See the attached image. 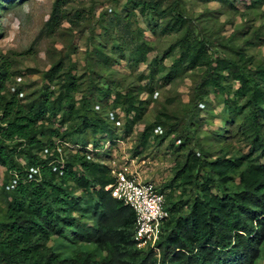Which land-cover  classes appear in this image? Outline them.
Wrapping results in <instances>:
<instances>
[{"label":"rangeland","instance_id":"rangeland-1","mask_svg":"<svg viewBox=\"0 0 264 264\" xmlns=\"http://www.w3.org/2000/svg\"><path fill=\"white\" fill-rule=\"evenodd\" d=\"M262 66L264 0H0V104L17 94L29 105L46 89L55 92L50 103L60 91L80 102L81 113L105 119L122 139L108 150L114 167L127 165L180 213L196 196L221 193L211 161L238 160L225 179L228 191L242 189L241 171L264 162L247 118L252 88H264ZM71 75L79 83L74 93L62 83ZM129 105L134 111H126ZM156 121L161 133L147 140ZM109 138L95 133L85 140L100 147ZM93 171L101 183L113 177ZM12 180L0 164V222L14 197L6 187H15ZM69 186L83 196L81 186ZM72 230L52 233L47 247L64 256L73 248L92 251ZM260 251L257 264H264V245Z\"/></svg>","mask_w":264,"mask_h":264},{"label":"trees","instance_id":"trees-1","mask_svg":"<svg viewBox=\"0 0 264 264\" xmlns=\"http://www.w3.org/2000/svg\"><path fill=\"white\" fill-rule=\"evenodd\" d=\"M52 71L46 74L48 81ZM258 71L264 78V66ZM70 77L62 82L66 90L79 91L77 79ZM252 89L247 118L264 157V136L259 137L262 113L256 99L264 88ZM49 93L55 94L46 89L43 99L29 105L20 103L17 94L0 104V164L11 176L17 175L14 189H9L14 197L6 206V219L0 222V264H257L264 245V162L241 171L242 189L228 191L225 179L238 167V160L211 161V170L220 176L221 193L196 196L185 213L174 202L166 205L169 216L156 244L158 252L139 248L133 239L134 211L105 189L112 178L101 183L94 176V169L110 173L107 165L75 153L66 158L60 172L53 171L50 157L42 156L56 137L86 144L90 134L112 136L114 128L100 116L81 113L83 105L65 98L61 91L50 103ZM129 107L126 111H134ZM157 126L163 124H149L147 140ZM93 144L98 146V141ZM29 167L39 168V180L27 179ZM71 182L81 186L83 196L70 191ZM65 227L73 229L74 240L94 245L93 250L73 248L64 256L47 247L51 234Z\"/></svg>","mask_w":264,"mask_h":264},{"label":"built area","instance_id":"built-area-1","mask_svg":"<svg viewBox=\"0 0 264 264\" xmlns=\"http://www.w3.org/2000/svg\"><path fill=\"white\" fill-rule=\"evenodd\" d=\"M116 124L115 126L118 130L122 129L123 123L120 117ZM161 129L162 126H159L153 132L155 135H159ZM121 140L117 139V136H110L99 147V143L98 146H94L93 141L82 144L80 141L74 142L67 137H56L53 139L50 148L45 147L42 150V156L50 157L52 160L49 165L53 170L58 169L60 172L66 162L65 155L68 152L71 154L82 153L90 161L93 160L107 165L113 177L112 181L105 186V189L110 191L117 201L125 206L128 205L134 211L136 222L133 239L137 247L150 248L158 252L156 244L162 232V225L169 216L165 204V194L159 191L154 184L149 183V181H143L135 177L133 170H130L127 165L116 168L114 167L116 164L115 160L111 161L110 158L101 157L103 154H106V156L109 154L108 150L111 148L112 143H120ZM12 176V181H16L17 175L13 173ZM26 176L27 179L39 180V168H29L26 171ZM6 187L14 189L11 183L7 184Z\"/></svg>","mask_w":264,"mask_h":264}]
</instances>
